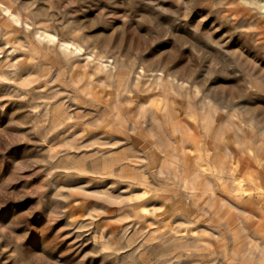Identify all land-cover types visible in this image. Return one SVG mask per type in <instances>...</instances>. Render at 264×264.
Wrapping results in <instances>:
<instances>
[{
    "label": "rangeland",
    "instance_id": "rangeland-1",
    "mask_svg": "<svg viewBox=\"0 0 264 264\" xmlns=\"http://www.w3.org/2000/svg\"><path fill=\"white\" fill-rule=\"evenodd\" d=\"M259 176L264 0H0V264H264Z\"/></svg>",
    "mask_w": 264,
    "mask_h": 264
},
{
    "label": "bare ground",
    "instance_id": "bare-ground-1",
    "mask_svg": "<svg viewBox=\"0 0 264 264\" xmlns=\"http://www.w3.org/2000/svg\"><path fill=\"white\" fill-rule=\"evenodd\" d=\"M259 181H260V184H261V185H264V177H260V176H259ZM256 194H260V197H259L260 199H261V198H264V192H260V190H258V191H256ZM261 194H262V195H261ZM262 196H263V197H262ZM261 200H263V199H261Z\"/></svg>",
    "mask_w": 264,
    "mask_h": 264
}]
</instances>
